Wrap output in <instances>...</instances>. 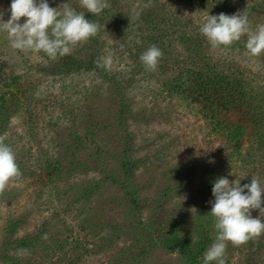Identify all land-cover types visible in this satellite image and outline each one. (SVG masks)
<instances>
[{
	"label": "trees",
	"instance_id": "1",
	"mask_svg": "<svg viewBox=\"0 0 264 264\" xmlns=\"http://www.w3.org/2000/svg\"><path fill=\"white\" fill-rule=\"evenodd\" d=\"M63 3L85 11L98 34L55 61L40 52L33 70L0 75V141L22 173L0 194V264H78L68 253L77 227L84 247L87 235L96 243L95 264H203L216 235L214 182L256 177L264 187V76L254 86L232 60L263 70L264 61L248 54L246 35L218 47V59L196 38L209 15L245 11L253 29L264 24V0H108L98 16L79 0H48ZM152 45L163 56L147 71L139 57ZM109 54L110 70L98 68ZM188 116L203 133L199 153L181 141ZM24 196L29 206L18 208ZM226 254L227 264H264V234L228 242Z\"/></svg>",
	"mask_w": 264,
	"mask_h": 264
},
{
	"label": "clouds",
	"instance_id": "2",
	"mask_svg": "<svg viewBox=\"0 0 264 264\" xmlns=\"http://www.w3.org/2000/svg\"><path fill=\"white\" fill-rule=\"evenodd\" d=\"M79 7L98 16L110 4L108 0H79ZM8 11L11 15L6 22L3 21V12H0V31L7 33L10 47L20 52H43L53 61L71 54L75 46L95 37L100 31L98 23L86 19L85 11H77L70 3L50 7L48 0H11ZM22 17L26 19L21 24ZM135 17L139 18V12ZM199 31L213 48L231 46L246 35L248 54L255 57L264 53V24L253 29L245 11L233 15H209ZM162 56V50L152 45L139 59L147 71H155ZM95 63L98 68L110 70L112 55L103 56ZM21 175L12 148L0 141V194L6 190L10 180ZM262 194L264 187L256 177L243 186L240 181H229L226 177L214 182L212 195L215 199L209 203L216 235L203 254V264H227L228 242L239 247L264 234ZM252 210H259L260 215L253 218Z\"/></svg>",
	"mask_w": 264,
	"mask_h": 264
},
{
	"label": "rangeland",
	"instance_id": "3",
	"mask_svg": "<svg viewBox=\"0 0 264 264\" xmlns=\"http://www.w3.org/2000/svg\"><path fill=\"white\" fill-rule=\"evenodd\" d=\"M4 4H5V0H0V12H3V21L6 22L10 18V15H11L10 11H8V9H10V5L11 4L8 3L5 6H4ZM25 19L26 18L22 17L21 20H20V23L22 24ZM196 40L203 41L205 39H204L203 35L200 34V36L197 37ZM0 49L5 51L2 56L0 55V62L4 61V63H5L2 72H0V75H4L5 76V75L9 74L10 71H13L15 74H23V73H26L27 67L30 66V67H32V70H33L34 66L38 62H40V61L44 62V60H42V57L39 55V53L20 52L18 50L12 49L10 47V45H9V41H8V38H7V33L6 32H2V31H0ZM208 49H209L208 54H210L212 56V58L218 59V58H223L224 57V54H223L221 48H213L212 46H210V48H208ZM0 52H1V50H0ZM9 54L10 55L14 54V55L12 57H10ZM17 54H21V58H22V60L24 62L17 61V58H16ZM228 58H230V56H228ZM259 61H261L263 63V61H264V53H262L259 56ZM11 62H14V64H11ZM15 62H17V63H15ZM232 62H237L238 63L241 71L243 72V75L248 80H250L251 83L254 86L258 85L257 82L254 83L255 76H264V70L261 69L259 66L253 64L252 60H249V59L242 60L241 56L237 55L232 60ZM32 70L27 73L29 82L32 81V77L33 76H30L32 74ZM154 84L156 85V82L154 80H152L151 83L149 84V86H153ZM262 84H264V80H263ZM45 85L46 84L43 85L44 86V91L43 92L45 94H47V93H49L51 91V87H49V85H47L48 88H46ZM23 88H25V87L23 86ZM52 90L55 91L56 94H59L58 90H56V89H52ZM56 113H57V110L53 112V114H56ZM193 118L194 117H192V116H188V122H187L188 126L185 129V131H186L185 137H182L181 141L187 143L186 145H187V149L188 150H190L193 153H199L198 151L205 146V142H204V138H203V133L200 131V126H199L198 122H196ZM42 123H43V120H42ZM182 132H183V130H182ZM41 134L42 133L40 132V135ZM244 146H246V145H244ZM243 150L245 151V147L243 148ZM261 167L263 168V171H262V174H261V177H262V175L264 176V162H262V164L259 165V169ZM241 175H244V173H241ZM32 187L33 186H31L29 188V190ZM26 199H27V196H24V197L20 198V200H18L19 201V203L17 204L18 208L22 204H26V206H24V207H28L29 206V203L27 202ZM147 208L148 207H146L145 209H147ZM2 209L3 208L0 206V210H2ZM104 212H106V211L104 210ZM146 212H143V214L146 213ZM3 220L4 219H1L0 226H2ZM65 226H67V225H65ZM72 227H73V225L71 226V228ZM29 228L32 229L33 225L30 224ZM84 234H85V232H81L80 231V227L76 228V230L72 233L71 239L75 241L77 247L74 248V245H70L69 244L68 245L69 246L68 253L70 255L76 253L79 256L78 264H95L94 256H91L90 253L95 248L96 243L95 242L94 243H92V242L89 243V238L90 237H89V235H87L86 236L87 245L85 244V247H84L83 246L84 242H85V239L83 238ZM129 241H130V239L127 240V243ZM84 251H87V252H84ZM123 257H124V255H123ZM125 258H127V257H125ZM262 262L263 261L261 260L260 264H262ZM100 263L101 262L99 261V264ZM103 264H105V263H103Z\"/></svg>",
	"mask_w": 264,
	"mask_h": 264
}]
</instances>
